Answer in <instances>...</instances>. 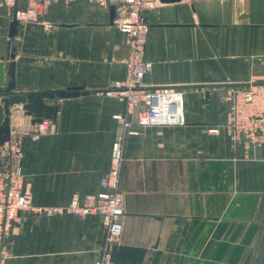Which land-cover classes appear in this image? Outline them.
<instances>
[{"label": "crops", "instance_id": "crops-1", "mask_svg": "<svg viewBox=\"0 0 264 264\" xmlns=\"http://www.w3.org/2000/svg\"><path fill=\"white\" fill-rule=\"evenodd\" d=\"M24 5L18 0L17 9ZM109 9L88 0L58 2L35 22L18 24L16 92H88L44 100L57 109L50 132L22 137L32 204L65 206L101 192L112 143L122 136L124 215L113 264H264V145L246 152L226 127L227 93L264 82V0H180L144 13L152 67L143 83L158 90L151 114L127 115L123 102L98 94L127 70L126 37L111 24ZM12 16L0 8V62ZM3 119L0 98V125ZM9 127L30 130L32 118L13 106ZM19 216L3 264L97 260L100 217Z\"/></svg>", "mask_w": 264, "mask_h": 264}, {"label": "built area", "instance_id": "built-area-1", "mask_svg": "<svg viewBox=\"0 0 264 264\" xmlns=\"http://www.w3.org/2000/svg\"><path fill=\"white\" fill-rule=\"evenodd\" d=\"M83 0H24L22 10L17 9L18 0H0V8L20 23L35 22L47 8L58 2ZM101 8H115L112 25L125 35L128 56L125 59L126 75L98 94L124 103L127 115L135 111L151 114L156 105L158 90L152 91L143 83L152 64L145 59V45L149 26L144 13L155 10L158 0H88ZM51 28V25H47ZM162 90V89H161ZM166 89H164L165 91ZM163 91V93H164ZM167 91V90H166ZM229 103V120L226 127L230 141L249 152L264 145V82L249 83L233 88L226 95ZM123 122L122 117H115ZM51 121L42 120L32 129L11 130L9 140L1 145L0 151V264L9 257L8 240L11 229L21 223L20 212L36 216L53 217L72 215L80 218L100 217L103 239L94 264H113L111 249L119 243L122 233L121 218L124 215L122 195L118 189L120 169L123 162V138L117 136L111 146L110 169L100 180L102 191L86 195L81 200L73 198L65 206H34L31 194L24 186L22 172V137L36 140L50 132ZM216 133V129H211Z\"/></svg>", "mask_w": 264, "mask_h": 264}, {"label": "water", "instance_id": "water-1", "mask_svg": "<svg viewBox=\"0 0 264 264\" xmlns=\"http://www.w3.org/2000/svg\"><path fill=\"white\" fill-rule=\"evenodd\" d=\"M160 3H174L180 0H158ZM110 21L113 23L115 17V8L110 7ZM18 22L15 17L12 18L9 25L8 41L6 55L0 62V98L3 103L4 119L0 125V145L9 140L10 134V108L21 106L26 116L32 118V124L40 123L42 120L53 122L55 120L57 109L54 105L45 104L44 100L52 101L55 99H70L82 95H87L83 87H68L63 90H50L41 92L20 93L15 91L13 62L15 58L14 48L12 46L13 38L17 34ZM4 61H10L6 66ZM6 77L9 78L6 82Z\"/></svg>", "mask_w": 264, "mask_h": 264}, {"label": "rangeland", "instance_id": "rangeland-1", "mask_svg": "<svg viewBox=\"0 0 264 264\" xmlns=\"http://www.w3.org/2000/svg\"><path fill=\"white\" fill-rule=\"evenodd\" d=\"M25 186V185H24Z\"/></svg>", "mask_w": 264, "mask_h": 264}]
</instances>
